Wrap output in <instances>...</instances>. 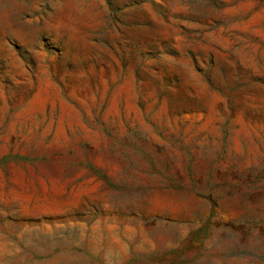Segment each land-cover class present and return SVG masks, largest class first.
I'll use <instances>...</instances> for the list:
<instances>
[{"label": "rangeland", "instance_id": "rangeland-1", "mask_svg": "<svg viewBox=\"0 0 264 264\" xmlns=\"http://www.w3.org/2000/svg\"><path fill=\"white\" fill-rule=\"evenodd\" d=\"M0 264H264V0H0Z\"/></svg>", "mask_w": 264, "mask_h": 264}]
</instances>
